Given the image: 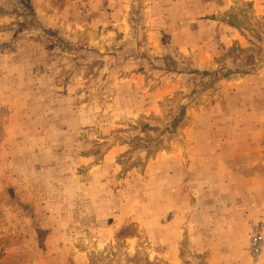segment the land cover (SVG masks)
<instances>
[{"label":"rangeland","instance_id":"obj_1","mask_svg":"<svg viewBox=\"0 0 264 264\" xmlns=\"http://www.w3.org/2000/svg\"><path fill=\"white\" fill-rule=\"evenodd\" d=\"M0 264H264V0H0Z\"/></svg>","mask_w":264,"mask_h":264},{"label":"built area","instance_id":"obj_2","mask_svg":"<svg viewBox=\"0 0 264 264\" xmlns=\"http://www.w3.org/2000/svg\"><path fill=\"white\" fill-rule=\"evenodd\" d=\"M261 238V234H259L256 228L252 231V244H251V254L252 256H256L259 252V240Z\"/></svg>","mask_w":264,"mask_h":264}]
</instances>
